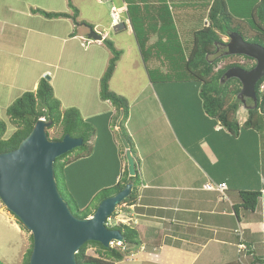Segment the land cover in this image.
I'll return each mask as SVG.
<instances>
[{
	"label": "crops",
	"instance_id": "crops-1",
	"mask_svg": "<svg viewBox=\"0 0 264 264\" xmlns=\"http://www.w3.org/2000/svg\"><path fill=\"white\" fill-rule=\"evenodd\" d=\"M109 1L102 6L100 0H62V11L40 6L41 9L8 10L21 15L19 20L24 24H32L37 16L43 17L33 13L35 9L71 16L73 10L77 12L75 21L43 17L58 21L48 34L60 43L55 73L30 67L33 70L27 76L29 84L17 89L20 96L35 91L38 81L46 74L50 79L82 87L80 98L76 93L80 100L76 107L83 119L95 125L96 135L91 155L64 167L66 191L76 206L82 207L102 189L120 184L127 169L119 130L122 116L113 121L114 107L99 99V80L111 57L103 44L108 39L121 53L109 88L129 103L125 128L134 145L138 176L134 182L136 201L118 212L116 226L131 227L141 240L138 246H126V256L116 264H264L261 262L264 258V131L241 130L237 137H232L205 114L197 82L191 78L184 82L170 78L176 66L170 55L183 48L185 64L188 44L193 34L207 25L206 15L213 0L205 2L204 14L196 12V5L200 6L201 2ZM113 9L119 13V24L110 19ZM3 23L0 18V24ZM88 27L97 29L101 41H93L96 46L92 48H84L86 56L81 62L70 63L72 44L87 33ZM20 29L36 32L32 27ZM64 50L67 61L60 66ZM1 51V55L11 54ZM20 54L17 53L19 57ZM50 79L62 108V101L74 102L76 97L56 91ZM143 81L146 85L142 90H135ZM6 89L13 88L10 85ZM135 105L141 111L136 116L132 113ZM72 107L68 105L66 109ZM153 114L171 137L174 151L168 152L167 146L156 143L151 133ZM246 117L238 121L240 125ZM140 134L143 137L138 138ZM221 184L226 185L224 198L219 192L207 189ZM257 191L261 197L256 209L251 212L240 208V193ZM9 225L21 234L16 224ZM21 235L23 249L24 233ZM239 245H244L246 250L239 251ZM20 253L14 264L22 262L23 252L21 256Z\"/></svg>",
	"mask_w": 264,
	"mask_h": 264
},
{
	"label": "trees",
	"instance_id": "trees-1",
	"mask_svg": "<svg viewBox=\"0 0 264 264\" xmlns=\"http://www.w3.org/2000/svg\"><path fill=\"white\" fill-rule=\"evenodd\" d=\"M69 7L73 9L70 4ZM32 12L40 14L46 19L71 18L75 21L77 17L76 10H73L72 16L67 13H49L39 9L32 10ZM84 25L86 24L84 23ZM232 32L240 34L245 42L257 44L264 48V0L256 2L250 18L246 22L230 14L225 0H213L208 11L207 25L193 34L192 47L185 62V68L191 79L200 86V98L205 114L232 137H237L241 130L264 131V88L261 90V87L264 86V77L256 84L257 106L247 110L246 121L240 125L236 118L239 106L242 104L240 99L237 98L240 92V83L236 79L224 80L223 77L230 68L239 67L248 71L255 66V63L252 59L244 56H228L226 54L216 56L218 45H222L226 49V43L221 41L220 35L228 37ZM103 44L109 50L111 57L108 60L105 72L99 80V99L102 102H109L114 107L115 114L111 115L113 121L118 119L120 115L122 116L119 122L120 133L129 145L133 158H136L134 145L125 128L129 117V103L125 97L114 93L109 88L110 80L115 72L121 53L114 48L110 40H103ZM234 58H242L243 61H235ZM221 61H225V63L219 66L218 64ZM6 116L13 132L7 136V124L0 119V154L16 149L20 142L29 135L38 119L51 122V127L48 130L52 128L60 129V137L52 139L53 141H60L65 135L82 139L81 147L60 156L54 162L55 177L58 189L61 192L58 177L63 172L64 167L87 159L91 155L92 141L96 135L95 125L90 120L83 119L77 108L72 107L61 110V103L54 96L53 88L47 77L38 81L35 91L25 92L16 99L6 109ZM137 180V174L135 177H129L128 171L125 169L120 184L102 189L88 204L82 207L76 206L72 209L69 206L70 210L76 218H88L102 200L116 195L124 189L128 182L132 181L133 187L130 195L117 207V212L124 211V207L131 206L136 201L134 182ZM260 197V191L241 192L240 208L253 212L258 206ZM71 202H73L72 199ZM117 212L111 217H115ZM15 219L17 224L29 234L30 246L21 262V264H29L32 236L16 217ZM109 228L121 232L124 237L121 246H112L106 249L97 242H87L80 247L75 256L77 264H116L126 256V246L141 244L137 231L131 227L119 224ZM89 246L95 248V255L87 254ZM261 262L264 263V258Z\"/></svg>",
	"mask_w": 264,
	"mask_h": 264
},
{
	"label": "water",
	"instance_id": "water-1",
	"mask_svg": "<svg viewBox=\"0 0 264 264\" xmlns=\"http://www.w3.org/2000/svg\"><path fill=\"white\" fill-rule=\"evenodd\" d=\"M88 38L101 41V36L88 27ZM226 55L244 56L254 61L251 70L239 67L228 69L223 79L240 83L237 98L245 106V99L257 106L256 84L264 77V48L247 43L240 34L228 35ZM264 109V106H263ZM51 122L38 119L29 135L12 151L0 154V201L32 236L29 264H77L76 254L87 242H97L104 248L122 244L124 237L118 230L106 226V220L131 193L133 182L114 196L102 200L93 214L76 218L58 189L54 162L60 156L82 146V139L65 135L60 141L49 139ZM129 177H135L136 164L129 145L122 138Z\"/></svg>",
	"mask_w": 264,
	"mask_h": 264
},
{
	"label": "rangeland",
	"instance_id": "rangeland-1",
	"mask_svg": "<svg viewBox=\"0 0 264 264\" xmlns=\"http://www.w3.org/2000/svg\"><path fill=\"white\" fill-rule=\"evenodd\" d=\"M4 1L5 0H0V18L2 21L3 20L5 21V23L0 24V49L2 50L1 52H9L11 54L1 55L0 53V95H1L0 119L7 124L6 135L9 136L13 132V128L12 126H10L8 117L6 116V109L16 99L20 97V95L17 94L19 87H24L29 84L30 80L27 76H29L30 72H32L33 70V68L30 67H34L35 69L44 72L49 71L50 74L55 73L54 65H56L57 63V55L59 53L60 43L58 41L53 40L48 35L49 33L53 32L52 27L56 24L58 25V23H56L58 21L46 20L43 17L37 16L36 19L32 21V24H24L19 20L22 19L21 15L13 12H9L8 10L15 9V11L16 10L20 11V10H27L30 8L32 9L39 8L40 6V7H45L49 11H52V9L61 10L63 9L64 6L62 5V0H7L6 2ZM86 1L89 2L90 0H75V2H86ZM145 1L149 2L148 0H141L140 2H145ZM208 1L209 0H181V2H201L200 6L196 5V9H197L196 12L200 11V13L202 12L203 14L205 13L206 10L205 2ZM225 1L230 14H232L234 17L238 19L245 20L246 22L250 18V15L252 14V10L258 0H225ZM100 2L102 6H106L108 4L107 2L110 1L100 0ZM83 10H84L83 14H85V9ZM88 16L89 14H87L86 16L84 15V17L86 18ZM207 19H208V14L206 15V21ZM21 27H32L34 31L44 33L45 35H42L41 33L38 34L36 32H28L26 30L20 29ZM86 30L87 33L84 36H82L77 42L72 44V48L70 50L71 51V57H70L71 61H69L70 63L81 62L82 59L86 56L84 55V52L87 49L96 46L93 43V40L88 38V29ZM96 30L95 32H97ZM100 33H102V30ZM220 38L223 43L228 42L227 37L220 35ZM83 41L85 42L92 41V43L86 46L87 49H84L81 46L82 43L85 44ZM191 47H192V42L188 44L189 52ZM14 49L17 50L15 51ZM176 51L177 52L175 54L174 52H172V54L170 55V59L175 60L176 62L175 69L171 72L174 75L171 74L170 78H172L175 81L184 82L185 79L191 78L188 72L186 71L185 64L183 62V56L186 55V51H184L183 48L178 49ZM17 53L19 54L22 53L20 54L21 57H19ZM65 53L66 51L64 50L62 61L59 62L60 66H63L67 61L65 59ZM182 53H184L183 56ZM144 57L146 58V56ZM29 59H33L38 63L32 62L33 60L30 61ZM233 60L243 61L242 58H234ZM224 63L225 61H221L218 65L221 66ZM59 72L62 73L61 71ZM44 77L50 79V75L46 74ZM22 81L26 82V84L22 85L21 84ZM50 81L54 83L56 91L59 92L62 91L65 94H69L70 98L76 97V93H79V98H80V94L82 95V91H80L82 87L80 86H76L74 84H66L63 81H59L58 79L55 80L53 78H51ZM57 81L60 84H57ZM140 81H142L141 78ZM10 85L12 86L13 89L12 90L6 89V87ZM145 85L146 83L145 81H143L141 84L137 86V89L135 90L141 91ZM135 94H137V92H135ZM143 96H145V94ZM73 100L74 102H71V104L62 101L63 108L61 107V110H65L68 105H73L74 108H77L76 106L80 105V100H78L77 97ZM138 107L139 106L135 105L132 109V113L135 116L139 112H141L139 111ZM246 116H247L246 109H244L243 105L241 104L237 111L236 118L239 121L241 120V118H245ZM153 121L154 123L151 126L153 127V129L151 130V133L154 136L156 143L159 144L160 147L167 146L166 150L168 152L174 151V145L171 142L172 140L171 137H169V134L164 129H162V127L158 124L159 120L157 116H155V114H153ZM147 131L149 132V129H147ZM47 134L49 139L52 140V139H58L60 137L61 132L60 129L58 128H52L47 131ZM141 136L143 137V134H140L138 138ZM143 149L145 148L143 147ZM58 183L61 190L60 193L62 194L65 201L69 204L70 207H72V209L76 208V204L74 202H71V196L66 191L63 185L64 184L63 173L59 174ZM118 214L119 213L117 212V215ZM10 223L16 224L21 234L24 233L23 249H22V235L17 234L14 231V229L11 227V225H9ZM113 226L116 225L111 224L109 227H113ZM29 246H30L29 234L25 229H23L19 224H17L15 216L9 213L0 201V264H14L17 255H19L20 252L21 253L23 252V256H24ZM94 250L95 248L89 246V248L87 249V254L95 255ZM15 264H21V262L17 261Z\"/></svg>",
	"mask_w": 264,
	"mask_h": 264
},
{
	"label": "built area",
	"instance_id": "built-area-1",
	"mask_svg": "<svg viewBox=\"0 0 264 264\" xmlns=\"http://www.w3.org/2000/svg\"><path fill=\"white\" fill-rule=\"evenodd\" d=\"M118 14H119V13L116 12V11L113 9V13H112V15H111V18H112V20H113L116 24H119V23H120V17H119ZM90 42H91V41H86V42H84L85 44H82L83 48H86V46H88ZM263 88H264V86L261 87V90H263ZM207 189L217 191V192H219V193L221 194V196H222L223 198L225 197V195H224V192H225V190H226V185H225V184H221V185H218V186H213V185H212V186H208ZM111 224H112V225H116V224H117V223H116V217H110V218H108V219L106 220V226H107V227H109ZM112 246L120 247L121 244H119V243H113V244L111 245V247H112ZM238 248H239V251H245V250H246V248H245L244 245H239ZM122 249L124 250V248H122Z\"/></svg>",
	"mask_w": 264,
	"mask_h": 264
},
{
	"label": "flooded vegetation",
	"instance_id": "flooded-vegetation-1",
	"mask_svg": "<svg viewBox=\"0 0 264 264\" xmlns=\"http://www.w3.org/2000/svg\"><path fill=\"white\" fill-rule=\"evenodd\" d=\"M216 51H217V55L216 56L218 57V56H221V55H225L226 49L222 45H218ZM252 106H253L252 102L249 101L248 99H245L244 108L246 109V112H247V110L251 109Z\"/></svg>",
	"mask_w": 264,
	"mask_h": 264
}]
</instances>
